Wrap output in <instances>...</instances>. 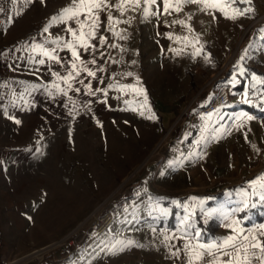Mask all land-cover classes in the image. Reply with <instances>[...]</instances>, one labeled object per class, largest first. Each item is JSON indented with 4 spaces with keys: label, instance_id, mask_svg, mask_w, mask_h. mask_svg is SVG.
Segmentation results:
<instances>
[{
    "label": "rangeland",
    "instance_id": "1",
    "mask_svg": "<svg viewBox=\"0 0 264 264\" xmlns=\"http://www.w3.org/2000/svg\"><path fill=\"white\" fill-rule=\"evenodd\" d=\"M5 3L0 0V23ZM8 3L9 17L0 24V196L18 204L21 168L35 166L39 196L50 192L57 200L58 233L69 220L70 201L74 209L87 206L50 252L67 255L66 264H179L187 262L185 243L214 230L219 243L230 236L238 209L252 224L264 213V189L250 187L264 176V0L236 5L254 11L235 20L219 12L213 19L196 5L164 14L162 0H142L123 15L110 7L100 13L97 38L89 41L96 50L78 49L82 60H96L87 65L96 78L82 72L70 90L54 73L68 75L71 53L53 41L72 38L65 24L51 21L71 0ZM108 12L121 21L113 25L119 36L107 30ZM101 35L107 38L103 46ZM185 36L199 38L200 55L175 40ZM53 49L60 63L43 55ZM89 83L95 95L86 94ZM124 85L144 89L150 112L140 108L143 95L117 90ZM221 91L226 103L205 111ZM152 114L155 119L148 118ZM177 250L179 257L172 256Z\"/></svg>",
    "mask_w": 264,
    "mask_h": 264
},
{
    "label": "snow or ice",
    "instance_id": "2",
    "mask_svg": "<svg viewBox=\"0 0 264 264\" xmlns=\"http://www.w3.org/2000/svg\"><path fill=\"white\" fill-rule=\"evenodd\" d=\"M26 2H30V0H26ZM44 0H41L43 3ZM252 0H162L163 4V12L164 14H169L170 11L180 12L185 5H196L201 12L209 13L213 15V19H215V13L219 12L225 19L235 20L239 17L245 16L254 11L250 6L247 8H240L236 5L238 4H247L251 5ZM142 0H118V3L115 5H110L108 0H71V4L68 7H65L61 10V12L52 18L51 23H61L65 24V31L68 32L71 36V40L67 42H63L60 38H57L53 41V43L60 45L63 43V46L67 48L71 53V70L68 72L66 77H60L58 74L57 79H62L65 84H67L68 89H72L71 81L76 77L80 76V74L86 73L88 77L96 78V71L88 68V64H96V60L92 59L90 61H84L81 59V53L78 49H83L84 51H88L89 49L95 51L96 45L91 44L90 40H95L97 38V31L100 28L101 18L100 13L104 12L106 9L110 7H115L117 10L121 12L123 15L124 11L127 9V6L131 5L133 8L140 7ZM145 5H155L157 4V0H143ZM143 14L147 17L150 14L149 7L143 8ZM151 14H159L151 13ZM83 17V19H81ZM191 20V16L188 17ZM69 21H74L78 28H73L68 24ZM107 22H108V31L112 32L114 36H119V33L114 31L113 25L121 23L120 20L115 19L110 12L107 14ZM178 23L188 29L191 33L193 29L190 25L186 24L184 20L176 21ZM87 28V31L85 29ZM45 32H48V27H45ZM123 39L124 37H120ZM168 39L172 40L173 37L171 34H168ZM176 41L184 40L195 48V45L199 43V38L195 37L194 40H189L187 36L175 37ZM107 43V38L105 36H99V44L101 46ZM110 47H119L118 45H110ZM203 46L199 48H195L193 53L194 56L200 55ZM173 52H176L179 55L178 49H170ZM55 49L53 50H43V55L49 59L60 63L61 60L59 57L54 55ZM103 55V53H102ZM79 62V63H77ZM40 64H44V60L39 61ZM133 63H135L133 61ZM99 71L103 72L104 69L101 67ZM127 76H131L132 73H127ZM83 84V80L78 81ZM102 82V81H101ZM137 83L139 80L137 79ZM86 89V94L95 95V91L92 89V85L89 83L84 85ZM109 87H113V85H109ZM125 89H132L138 95H143L144 102L140 105V108H148L147 106V94L142 88H135L133 85H124L117 86V90L124 92ZM65 95H67V91L64 89H60ZM75 91L79 92L80 89H75ZM96 91H100L96 89ZM107 95V92H105ZM247 102V101H245ZM125 103H128L127 101ZM131 110L136 111V108H132ZM150 112V108H148ZM141 115L143 112L140 113ZM149 119H155V115L152 114L148 117ZM248 120L253 119V117H247ZM19 123V121H17ZM247 139V136L245 135ZM259 186L261 189H264V176H261L257 180H254L250 187ZM264 199V195L261 196ZM244 207H248V202L244 201ZM239 211V209H238ZM231 231L235 233V235L228 236L222 243L212 244V245H204V244H196L192 245L190 243H185L183 249L187 254V264H198V262L203 261V264H252L253 259H257L260 261V264H264V240L260 239V237H264V226H261L258 229H249L245 230L240 226V221H233V225L230 226ZM254 233H259V235H255ZM199 236V233L196 234ZM167 239V237H166ZM122 244L124 242H121ZM131 244V241L127 242ZM231 249V251H229ZM215 250V251H213ZM258 250V255H257ZM216 252H221L223 256L228 257L227 260H222L220 256L216 255ZM172 256L179 257L180 251H174L171 253ZM206 257H212L209 261Z\"/></svg>",
    "mask_w": 264,
    "mask_h": 264
},
{
    "label": "crops",
    "instance_id": "3",
    "mask_svg": "<svg viewBox=\"0 0 264 264\" xmlns=\"http://www.w3.org/2000/svg\"><path fill=\"white\" fill-rule=\"evenodd\" d=\"M2 2H6L5 11L7 13L4 17L1 15V26L2 21H5L6 23L10 12L8 6L9 0H2ZM49 2L50 0H48V3ZM20 91L23 92V90ZM9 97V95L4 96V98L6 99ZM36 171L37 170H35V166H24L23 168H21L20 178H22V182H20V184L23 188V197L20 200H17L18 204L16 202H12L13 200L9 199L8 197L0 196V204L7 207L6 209L0 208V256L4 258L20 256L31 248H35L34 250L46 248L51 243L55 242L57 239L66 235L73 228H75L77 223L71 226L69 229H66V227L70 223L72 224L73 221L77 220V215L81 214L83 210L85 211L87 209V206H85L84 209L82 205L77 204L75 205L74 209V206H72V201H70V205H68L67 208L69 214L71 213L69 216V220H67L65 224H60L61 228L58 233L57 200L55 197L50 196V192L47 198L39 196L38 189H40L39 187L42 182L37 177ZM14 204H16L17 206L19 205L20 209L16 206L11 207ZM243 212L244 210H242V212H235L232 216L233 219H231V221H241L242 224H240V226L248 230L258 229L261 226H264V213H257L255 215L256 221H254V223L252 224L253 219L250 220L247 214H244ZM83 218L84 217H81L78 222H80ZM247 218L249 222L248 220L245 221ZM63 229L65 230L61 232ZM212 234L213 235H205L201 237V239L197 240L193 245H212L219 243V239L217 240L216 237L219 238L220 232L214 230ZM229 234L233 235V232L227 233V235ZM254 234L259 235V233ZM58 236L60 237L58 238ZM260 239L264 240V237H260ZM51 250H53V248L45 249L43 255H45L46 253L47 254L45 255V257L43 256L44 259H42L39 264H66L67 255L63 256L62 252H50ZM229 251H231V249H229ZM216 255L220 256L222 260L229 259L228 257L223 256L221 252H216ZM206 259L210 261L212 257H206ZM252 262V264H260V261L257 259H253ZM179 264H187V262H180ZM198 264H203V261L198 262Z\"/></svg>",
    "mask_w": 264,
    "mask_h": 264
},
{
    "label": "built area",
    "instance_id": "4",
    "mask_svg": "<svg viewBox=\"0 0 264 264\" xmlns=\"http://www.w3.org/2000/svg\"><path fill=\"white\" fill-rule=\"evenodd\" d=\"M227 101V94L225 91H221L210 103L205 107V111L212 110L216 107L223 106ZM96 223L100 225V218L96 219ZM94 226V225H93ZM61 240V239H60ZM51 243L46 248L39 249V252L32 253L36 250H31L30 252L24 253L20 256L12 258H4L0 256V264H27L32 260H41L42 254L47 248H53L58 245V241ZM37 253H40V257L37 256Z\"/></svg>",
    "mask_w": 264,
    "mask_h": 264
},
{
    "label": "bare ground",
    "instance_id": "5",
    "mask_svg": "<svg viewBox=\"0 0 264 264\" xmlns=\"http://www.w3.org/2000/svg\"><path fill=\"white\" fill-rule=\"evenodd\" d=\"M38 250H36V251H33L32 253H35V252H37Z\"/></svg>",
    "mask_w": 264,
    "mask_h": 264
},
{
    "label": "trees",
    "instance_id": "6",
    "mask_svg": "<svg viewBox=\"0 0 264 264\" xmlns=\"http://www.w3.org/2000/svg\"><path fill=\"white\" fill-rule=\"evenodd\" d=\"M256 73H260V72H258L257 70H256ZM256 215V214H255ZM258 219V218H257Z\"/></svg>",
    "mask_w": 264,
    "mask_h": 264
}]
</instances>
